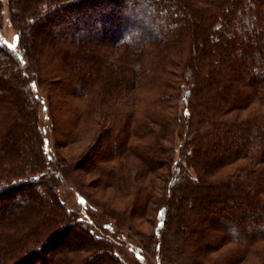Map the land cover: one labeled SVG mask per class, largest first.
<instances>
[{"label":"trees","instance_id":"trees-1","mask_svg":"<svg viewBox=\"0 0 264 264\" xmlns=\"http://www.w3.org/2000/svg\"><path fill=\"white\" fill-rule=\"evenodd\" d=\"M9 11L21 54L0 43V264H132L67 209L59 175L73 173L119 206L116 226L155 206L164 264H264V0ZM32 83L56 147L79 148L59 172ZM149 238L153 253L156 229Z\"/></svg>","mask_w":264,"mask_h":264},{"label":"rangeland","instance_id":"rangeland-1","mask_svg":"<svg viewBox=\"0 0 264 264\" xmlns=\"http://www.w3.org/2000/svg\"><path fill=\"white\" fill-rule=\"evenodd\" d=\"M0 1V43L20 53L17 27L11 19L9 0ZM32 84L33 93H35L38 100V123L42 136L44 137L47 159L50 167L54 171L59 172L62 166L61 163L69 161L68 154L79 152V148L75 146H68L65 148L56 147V136H54L51 131V124L48 116V101L45 92L36 83ZM167 171L168 170L164 173H168ZM73 174L71 179H66L61 174L59 175V194L68 210L74 211L75 216L86 219L90 228H92L96 234L111 240L119 255L129 263L164 264L160 256L161 250L159 249V245L163 238V228H161L159 224L154 226L153 216L155 206L150 205L152 210H149L144 218L136 220V224L116 226L115 224L118 218V210L116 208H119V206L109 207L105 205V200L100 197L104 192H100L98 188H95L92 179H79L76 173ZM165 193L164 189L163 192H156V197L159 198L158 200H160V202H165V197L167 195ZM154 229H156V244L159 245L155 252L150 253L144 250L141 242L147 240L149 236L152 235ZM152 245L154 244L152 243Z\"/></svg>","mask_w":264,"mask_h":264}]
</instances>
